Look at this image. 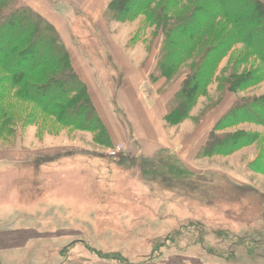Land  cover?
<instances>
[{"label": "rangeland", "instance_id": "1", "mask_svg": "<svg viewBox=\"0 0 264 264\" xmlns=\"http://www.w3.org/2000/svg\"><path fill=\"white\" fill-rule=\"evenodd\" d=\"M71 11L78 23H89ZM132 21L130 43L142 42L156 63L159 44L150 47L152 28L145 27L144 16ZM101 46L97 39L79 44L88 48L90 66L127 132L121 124V142L105 120L106 130L62 127L17 105V136H0V264H264V125L216 129L236 97L264 94V81L229 93L217 106L208 105L217 100L212 84L209 99L201 97L193 108L194 119L169 127L177 147L145 159L126 151L132 129L115 100L120 82ZM244 58L246 49L237 44L219 70L235 60L239 72L261 65L255 57ZM157 81L147 82V94L156 96L168 84L157 88ZM30 112L37 115L25 125ZM238 130L253 142L227 155H209L208 139ZM113 139L124 145L115 157ZM241 215L256 225L245 226Z\"/></svg>", "mask_w": 264, "mask_h": 264}, {"label": "trees", "instance_id": "2", "mask_svg": "<svg viewBox=\"0 0 264 264\" xmlns=\"http://www.w3.org/2000/svg\"><path fill=\"white\" fill-rule=\"evenodd\" d=\"M138 16L152 28L150 47L159 44L150 79H165L166 88L179 83L165 104L167 128L194 119L193 108L201 97L209 99L212 84L217 100L209 99L208 105L217 106L229 93L264 81V0H111L104 12L109 21ZM237 44H243L247 59L255 57L261 65L239 72L235 60L219 70ZM18 104L62 127L107 129L57 28L24 0H0V136L7 140L17 136L22 123ZM244 122L264 125V94L236 97L216 129ZM251 142L249 134L238 130L214 135L204 147L209 155H227ZM240 217L245 226L256 225L250 216ZM257 223L263 225L260 217Z\"/></svg>", "mask_w": 264, "mask_h": 264}, {"label": "crops", "instance_id": "3", "mask_svg": "<svg viewBox=\"0 0 264 264\" xmlns=\"http://www.w3.org/2000/svg\"><path fill=\"white\" fill-rule=\"evenodd\" d=\"M33 9L46 17L59 31L68 48L72 63L80 78L87 84L89 93L97 110L105 120L107 127L111 128L116 139L122 142L121 124L115 115L113 106L109 102L108 91L100 84V78L95 68L90 66L87 50L80 49L79 44H86L91 39L102 42L101 49L106 51L108 62L113 66L114 73L119 79L114 97L119 110L125 115L131 125V138L125 143L126 151L135 153L145 159L155 158L163 150L175 148L176 143L167 133L164 124L166 113L165 104L173 96L179 85L163 89L150 95L145 92V85L150 80L155 61L142 42L131 44L132 33L135 30V21L110 23L104 17V12L111 0H24ZM71 9L80 13L81 19L88 18L89 23L84 25L75 20L77 17ZM75 22L77 24H75ZM84 30L87 34H78ZM73 27V28H72ZM87 35H89L87 37ZM99 49V47L97 48ZM105 68H108L105 64ZM111 73V72H109ZM116 79V78H115ZM114 79V80H115ZM157 88L165 84V80H158ZM185 120L181 127L187 126ZM195 136L193 135V138ZM113 143L117 144L114 142ZM130 144V147L128 145ZM136 148L135 150H133ZM167 259L166 264H181V262Z\"/></svg>", "mask_w": 264, "mask_h": 264}, {"label": "built area", "instance_id": "4", "mask_svg": "<svg viewBox=\"0 0 264 264\" xmlns=\"http://www.w3.org/2000/svg\"><path fill=\"white\" fill-rule=\"evenodd\" d=\"M124 148V145L123 144H116L115 146H114V148L113 149H111V152H110V154L112 155V156H117L118 155V153L122 150Z\"/></svg>", "mask_w": 264, "mask_h": 264}]
</instances>
